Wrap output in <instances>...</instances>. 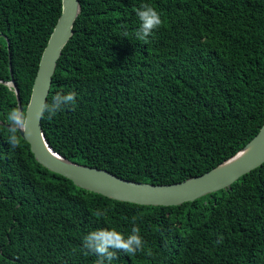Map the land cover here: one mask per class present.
I'll use <instances>...</instances> for the list:
<instances>
[{"label": "trees", "instance_id": "trees-1", "mask_svg": "<svg viewBox=\"0 0 264 264\" xmlns=\"http://www.w3.org/2000/svg\"><path fill=\"white\" fill-rule=\"evenodd\" d=\"M45 103L75 104L41 119L62 157L150 184L201 175L264 124V0H78ZM141 4L162 20L138 40ZM61 0H0V121L23 112ZM127 33V35H125ZM47 116V114H45ZM0 125V264H97L82 245L100 228L133 226L139 252L112 264H264V163L229 189L174 206L122 202L80 189L11 148ZM102 211L103 216L96 213Z\"/></svg>", "mask_w": 264, "mask_h": 264}, {"label": "water", "instance_id": "water-1", "mask_svg": "<svg viewBox=\"0 0 264 264\" xmlns=\"http://www.w3.org/2000/svg\"><path fill=\"white\" fill-rule=\"evenodd\" d=\"M80 13L78 0H61V12L41 53L28 104L24 110L27 127L18 131L28 143L35 161L47 170L70 180L76 187L107 198L148 206H174L204 195L229 189L240 177L264 163V124L258 133L232 156L209 171L172 184H150L118 177L105 169L72 162L48 143L36 113L45 104L51 78L61 51L73 32ZM15 94L17 108L23 111L17 86L11 78L1 82ZM8 129V125L0 121Z\"/></svg>", "mask_w": 264, "mask_h": 264}, {"label": "clouds", "instance_id": "clouds-1", "mask_svg": "<svg viewBox=\"0 0 264 264\" xmlns=\"http://www.w3.org/2000/svg\"><path fill=\"white\" fill-rule=\"evenodd\" d=\"M138 19V27L134 36L138 40L147 39L153 35L161 24L159 12L148 4H141L135 13ZM127 35V33H125ZM76 93L68 91L64 94H54L50 103L42 104L36 113L38 119L51 118L66 106L75 104ZM47 114V116H45ZM8 121L7 143L11 148H15L19 143L17 132L27 127V116L18 108H12L6 115ZM97 215L103 216L104 213L99 211ZM140 229L133 226L130 233H123L113 228H100L90 231L83 236L82 245L88 251L97 256V264H112L115 259V252L121 250L126 254L133 255L142 248L143 239Z\"/></svg>", "mask_w": 264, "mask_h": 264}]
</instances>
